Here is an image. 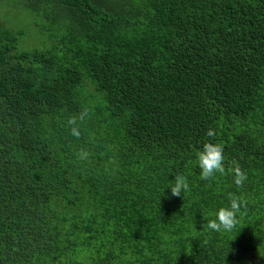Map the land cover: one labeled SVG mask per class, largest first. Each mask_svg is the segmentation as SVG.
I'll list each match as a JSON object with an SVG mask.
<instances>
[{"label":"trees","instance_id":"trees-1","mask_svg":"<svg viewBox=\"0 0 264 264\" xmlns=\"http://www.w3.org/2000/svg\"><path fill=\"white\" fill-rule=\"evenodd\" d=\"M0 7L36 35L0 18V264L263 263L264 0ZM81 105L94 114L76 140L65 122ZM206 142L225 149L212 180ZM177 174L190 185L179 198ZM229 193L247 206L232 232H212L205 217Z\"/></svg>","mask_w":264,"mask_h":264},{"label":"clouds","instance_id":"clouds-1","mask_svg":"<svg viewBox=\"0 0 264 264\" xmlns=\"http://www.w3.org/2000/svg\"><path fill=\"white\" fill-rule=\"evenodd\" d=\"M93 109L87 105H81L78 112L70 114L65 122V126L69 135L76 140H80L83 136L84 125L92 119ZM215 131L209 128L206 136L214 137ZM224 145L221 143L206 142L202 149L197 154L198 166L200 168V178L202 180H212L217 174L223 176L226 174ZM93 156V153L85 146H81L75 152L77 162L87 163ZM113 164L116 162L113 160ZM227 171L233 174L234 183L237 188H242L248 179L247 172L244 171L238 162L233 161L232 167ZM171 196L181 197L184 193L190 191L188 179L183 174H177L174 178V183L170 185ZM229 206L221 207L215 215L214 219L206 220V228L215 233L232 232L239 223V215L242 214V209L246 208L247 201L241 196L234 193L228 194ZM264 258V254H261Z\"/></svg>","mask_w":264,"mask_h":264},{"label":"rangeland","instance_id":"rangeland-1","mask_svg":"<svg viewBox=\"0 0 264 264\" xmlns=\"http://www.w3.org/2000/svg\"><path fill=\"white\" fill-rule=\"evenodd\" d=\"M0 18L13 24V26L23 29L25 36L29 38H35V31L31 28V22L25 21L23 16L13 8H1L0 7ZM263 264V263H262Z\"/></svg>","mask_w":264,"mask_h":264},{"label":"flooded vegetation","instance_id":"flooded-vegetation-1","mask_svg":"<svg viewBox=\"0 0 264 264\" xmlns=\"http://www.w3.org/2000/svg\"><path fill=\"white\" fill-rule=\"evenodd\" d=\"M263 264H264V261H263Z\"/></svg>","mask_w":264,"mask_h":264}]
</instances>
